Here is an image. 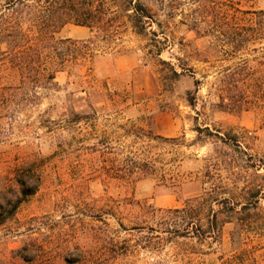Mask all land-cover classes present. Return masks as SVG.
<instances>
[{
	"label": "rangeland",
	"instance_id": "374dc122",
	"mask_svg": "<svg viewBox=\"0 0 264 264\" xmlns=\"http://www.w3.org/2000/svg\"><path fill=\"white\" fill-rule=\"evenodd\" d=\"M145 1L157 39L68 23L55 39L90 50L67 44L52 84L0 108V264H264V0ZM234 72L244 102L222 109Z\"/></svg>",
	"mask_w": 264,
	"mask_h": 264
},
{
	"label": "trees",
	"instance_id": "16d2710c",
	"mask_svg": "<svg viewBox=\"0 0 264 264\" xmlns=\"http://www.w3.org/2000/svg\"><path fill=\"white\" fill-rule=\"evenodd\" d=\"M9 13L0 16V108L13 105L26 91L45 87L55 79L58 72L65 69V62L71 55L64 48L67 44L86 48L100 30L103 43L110 44L120 36L122 28L128 25L140 36L158 37L152 30L156 22L153 8L145 0H3ZM159 1L163 6L166 0ZM68 23L88 27L94 37L87 40L55 39L54 35ZM166 40V39H165ZM160 39L158 40V42ZM156 46V45H154ZM68 48V46L66 47ZM79 48V49H80ZM85 51L86 56H91ZM161 49L151 47L149 53L159 54ZM178 74L177 71H174ZM236 72L224 73L221 77L223 87L220 89L219 106L222 109L235 108L243 99L237 97L232 90V78ZM17 77V81L6 84L9 77ZM37 96V95H35ZM26 100V99H24ZM194 102V97H191ZM21 104L23 99H17ZM193 104V103H191ZM135 165L126 164L122 176L147 174L149 163L146 160L135 161ZM37 169L30 166L17 179L21 186L20 197L13 204L12 211L22 202L34 195L40 184ZM26 172V173H25ZM194 201V202H193ZM200 197L188 201L185 207L175 209L176 212L194 214L202 209Z\"/></svg>",
	"mask_w": 264,
	"mask_h": 264
}]
</instances>
